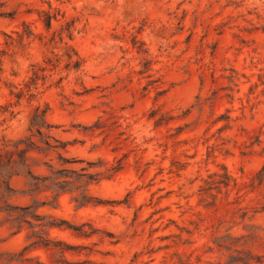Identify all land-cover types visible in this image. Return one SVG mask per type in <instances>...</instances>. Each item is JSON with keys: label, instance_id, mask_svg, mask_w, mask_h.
<instances>
[{"label": "rangeland", "instance_id": "obj_1", "mask_svg": "<svg viewBox=\"0 0 264 264\" xmlns=\"http://www.w3.org/2000/svg\"><path fill=\"white\" fill-rule=\"evenodd\" d=\"M0 10V264H264V0Z\"/></svg>", "mask_w": 264, "mask_h": 264}, {"label": "trees", "instance_id": "obj_2", "mask_svg": "<svg viewBox=\"0 0 264 264\" xmlns=\"http://www.w3.org/2000/svg\"><path fill=\"white\" fill-rule=\"evenodd\" d=\"M3 5V0H0V7ZM4 14V11L0 10V15ZM53 14L50 13V11H44L43 12V21L45 24L46 28H50L51 27V20H52ZM24 26H26V23H23ZM30 32L26 31V32H20L18 33L19 36V41H22L24 39V37H29L30 36ZM143 41L138 39L136 37V35H133L132 37V45L133 47L136 48V51L140 54H142V67L144 68H150L148 67L151 63H152V59L150 57H148L149 52L148 49L146 47L143 46ZM74 54L76 57H74ZM71 53V52H66V63H65V68L66 69H70V68H79V66L81 65V58L78 56V53L75 51V53ZM59 66V59L56 56V54H53L52 51H50V54H46L41 62H35L32 63L31 65V69H30V73L27 77L26 80L23 81L22 85H19L13 81H6L2 78V66L0 64V87H1V82L3 81V83L8 87V93L11 96H14L16 99V101H19L21 98H23L24 96H27V98L29 99H33L36 97L37 93H38V87L39 84L41 82L44 83L46 78L48 77V73L47 71H52L55 70L57 67ZM3 106H0V109ZM3 110V109H2ZM39 108L36 107V114H40ZM46 112V109H43V115ZM154 116V115H152ZM171 118V117H169ZM169 118L164 117V114L161 113V115H159V117H156L154 119L156 124H162L167 122V120H169ZM219 118H224L225 120H227V118L230 117H218ZM228 122L226 121L225 125H222L220 127H224V126H228ZM230 177V174H228L227 172H225L224 174V179L222 180V182L224 184H228V178ZM76 233L81 234V231H79L78 228L74 229Z\"/></svg>", "mask_w": 264, "mask_h": 264}]
</instances>
